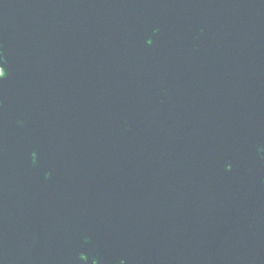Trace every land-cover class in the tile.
<instances>
[{
    "label": "water",
    "instance_id": "obj_1",
    "mask_svg": "<svg viewBox=\"0 0 264 264\" xmlns=\"http://www.w3.org/2000/svg\"><path fill=\"white\" fill-rule=\"evenodd\" d=\"M0 264H264V0H0Z\"/></svg>",
    "mask_w": 264,
    "mask_h": 264
},
{
    "label": "snow or ice",
    "instance_id": "obj_2",
    "mask_svg": "<svg viewBox=\"0 0 264 264\" xmlns=\"http://www.w3.org/2000/svg\"><path fill=\"white\" fill-rule=\"evenodd\" d=\"M0 75H2V73H0Z\"/></svg>",
    "mask_w": 264,
    "mask_h": 264
}]
</instances>
